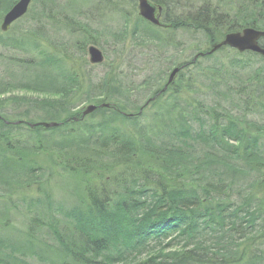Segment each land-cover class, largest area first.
I'll return each mask as SVG.
<instances>
[{"label":"trees","instance_id":"obj_1","mask_svg":"<svg viewBox=\"0 0 264 264\" xmlns=\"http://www.w3.org/2000/svg\"><path fill=\"white\" fill-rule=\"evenodd\" d=\"M18 1L0 0V27ZM150 1L160 27L138 0H33L0 29V264H264V58L208 54L229 33L264 31V0ZM85 4L122 27H92ZM54 35L72 37L79 56ZM90 46L103 49L102 77L85 59ZM17 90L49 98L6 97ZM85 103L102 118L83 119ZM148 103L159 105L149 123L123 116ZM39 114L58 127H34ZM39 154L77 181L70 203L57 205L56 169Z\"/></svg>","mask_w":264,"mask_h":264},{"label":"rangeland","instance_id":"obj_2","mask_svg":"<svg viewBox=\"0 0 264 264\" xmlns=\"http://www.w3.org/2000/svg\"><path fill=\"white\" fill-rule=\"evenodd\" d=\"M96 10H97V8H94L93 9V7H91L90 5H87V4L83 5L82 6V9H81V11H83V12H86V11H88V12L91 11L92 12V14H93L92 16L89 13L87 14L89 16V18L91 17L90 20H89V23H90V25L92 27H94V28L95 27H98L99 29H102V30L103 29H108L110 32H113V33H115L118 28L122 27L121 26L122 24H120V19L118 18V16L117 15H113V14L108 13V12L105 13V15L106 14L108 15V16H106L105 21H104V23H107L106 24V27L103 26V23L100 24L99 21H98L99 20V16H97V12L96 13L94 12ZM84 19L85 18H82V19L80 18V20H82V21ZM19 26L22 29H24V28H27L29 25H28V23H27L26 20H22V21H20L18 23V27ZM6 38L7 37H5V39ZM52 38L54 39L55 45H58V44L59 45L66 44V47L68 48L69 52L71 53V55L74 58H75V56H79L80 53H78L76 51V49H74V42H73V38L72 37H69L68 35L67 36H64V35H56L55 36L54 35V36H52ZM222 41H224V40H222ZM221 42H219L218 44H215V45H219V44H221ZM42 43H43V41H42ZM44 46H45V49H46L45 51H48L52 55L55 53V50H52L49 45L48 46L44 45ZM104 47L108 51V55L109 56H112L113 51L116 50V48H113L112 47L111 42H109L107 45H104ZM124 47H125V45H124ZM98 48H100V47L98 46ZM213 48L211 49V51L213 50ZM100 49L103 50L102 48H100ZM125 49H126L125 52H127V47H125ZM219 50H221V49H219ZM10 51H13V50H10ZM211 51H209L208 54H210ZM0 52L4 53V49L1 46H0ZM240 54H246V53H240ZM253 54H255V53H253ZM256 55L259 56L260 54H256ZM26 57H29V56H26ZM183 57H185V56H183ZM85 59L89 61V63H90L91 66H95V68H93V69L90 68V69H91V71H93V73L95 74L96 78L102 77L105 74V72L107 71L106 70L107 69L106 65H104V66H102V64L92 65L91 62H90V59H89V53L86 54ZM141 63L142 62L141 61H138V59H137L136 62H135V64H133L130 67L132 69L133 68L135 69V71H132V69H130L132 71L131 72V76H133V77L136 76L135 78L137 80H140V75L142 73V68H141L142 65H141ZM255 63H256V65H259V63H257V62H255ZM180 71H181V69H180ZM40 72H41V70H40ZM178 73H180V72H178ZM177 75L175 76V79L173 80L172 83H169V82L167 83V85H166V89L167 90L166 91H163V93L167 92L169 90V87H171L173 85L174 81H176ZM170 76H169V78H170ZM164 88H163V90H164ZM14 96H17V97L27 96L29 98H32V99L35 98V99H39V100H44L46 98L47 99L49 98L46 95L43 96V95L37 94L35 92L32 93V92H29L28 90H17V91L11 92V94L7 95L6 97L7 98H12ZM150 105L151 104L148 103L145 106H143L138 112L129 111V112L123 114V116H125L127 118H131V117L140 118L139 120H141L142 123H149V121L152 120V116L151 115L153 114V112H155V110L159 106L158 104H156L155 107L154 106L153 107H148ZM89 106H92V105H90L89 103L88 104L85 103V104L81 105L79 108L82 109L83 111H85V109L88 108ZM93 106H95V105H93ZM109 106L110 105H108L107 108H109ZM146 106H147V108H146ZM144 112H145V115L144 116H146L147 118L142 117V115H143ZM92 114H94V112L91 113V114H88L86 117H83V119L88 118L90 121H92V120L98 121L100 118H102L101 115H99L98 117H95V118L94 117H89ZM44 118L45 117L42 114L32 116L31 120H33V121L36 122L35 125H33V126L34 127L35 126H39L40 124L41 125L42 124H45V122L46 123H52V122H47V121L44 122L43 121ZM56 123H58V122H56ZM30 126H32V125H30ZM42 128H44L45 130L46 129L47 130L51 129V128H47V127H42ZM33 159H35V161L38 163V165L43 166L44 168H49V169H53V170L56 169V167H55L56 166V158L53 155L39 154V155H36V157H33ZM59 172H60L59 170H57V169L55 170V172H54L55 173V176L53 178H51V182H50V190L53 191V196H54V199L57 201V205L65 204V201H67L66 203H70V198L67 195H69L70 193H75L76 192L75 186L77 184V181H74L72 179L62 178L63 176H61V174H59ZM27 191H29V189ZM27 194H28V197L29 198L32 197V196L33 197H37L38 196V194L36 195V193L34 194V193L27 192ZM21 198H22L21 195H16V197H15V199H18V200H20ZM22 211L26 212V207L25 206L22 208ZM22 218L23 217L20 214H18L16 216V219H15V221H16L15 222V225H17V227H19V228H21L22 226H24V225H22V221H21ZM43 237L45 238V240L48 243H50V244L53 243L52 237L49 236L48 234L47 235L44 234ZM165 249L168 250L167 247ZM162 250H163V248L161 247L159 249V251H162ZM169 251H171V250H169ZM167 253H170V252H167ZM142 258L143 259H146L147 256H144Z\"/></svg>","mask_w":264,"mask_h":264},{"label":"water","instance_id":"obj_3","mask_svg":"<svg viewBox=\"0 0 264 264\" xmlns=\"http://www.w3.org/2000/svg\"><path fill=\"white\" fill-rule=\"evenodd\" d=\"M33 0H19L16 5H14L10 11L4 16L3 23L0 27L1 31L4 33L9 32V29L13 24L18 22L20 18L24 17L30 10V5ZM139 14L147 22H150L156 26H160V20L157 16L158 9L156 6L150 2V0H138ZM160 11V8H159ZM261 41L264 42V31L255 30L253 28H247L242 30V32L229 33L226 35L224 41L219 45H215L210 54L215 53L219 49L229 47L234 49L239 53H248L252 52L255 54H260L264 58V44H261ZM89 59L92 65L103 64L105 62L103 51L97 46H90L88 48ZM180 72L179 68H176L170 76L169 83H172L175 79V76ZM166 87L163 91H166ZM108 107V105H103ZM97 110L96 106H89L83 111V117H86L88 114H91ZM2 117H0V121ZM58 123H46L40 124L39 126L47 128H56ZM33 127V126H32Z\"/></svg>","mask_w":264,"mask_h":264},{"label":"flooded vegetation","instance_id":"obj_4","mask_svg":"<svg viewBox=\"0 0 264 264\" xmlns=\"http://www.w3.org/2000/svg\"><path fill=\"white\" fill-rule=\"evenodd\" d=\"M157 13H158L157 16H158L159 19H160V26H162V24H161V19H162V15H161V14H162V8H160V11H159V9H158ZM160 26H159V27H160ZM163 26H164V25H163Z\"/></svg>","mask_w":264,"mask_h":264}]
</instances>
